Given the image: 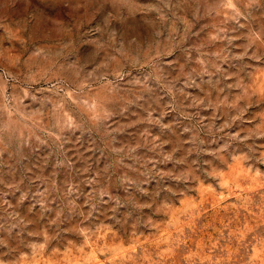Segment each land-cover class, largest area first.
Instances as JSON below:
<instances>
[{"label": "rangeland", "instance_id": "rangeland-1", "mask_svg": "<svg viewBox=\"0 0 264 264\" xmlns=\"http://www.w3.org/2000/svg\"><path fill=\"white\" fill-rule=\"evenodd\" d=\"M0 264H264V0H0Z\"/></svg>", "mask_w": 264, "mask_h": 264}]
</instances>
